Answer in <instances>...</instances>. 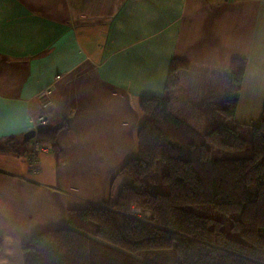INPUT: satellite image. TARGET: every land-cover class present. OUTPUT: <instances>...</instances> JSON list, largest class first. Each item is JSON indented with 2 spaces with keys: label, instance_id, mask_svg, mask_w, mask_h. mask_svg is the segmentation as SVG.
<instances>
[{
  "label": "crops",
  "instance_id": "crops-1",
  "mask_svg": "<svg viewBox=\"0 0 264 264\" xmlns=\"http://www.w3.org/2000/svg\"><path fill=\"white\" fill-rule=\"evenodd\" d=\"M173 60L188 64L187 84L167 91ZM232 60L246 62L233 120H260L264 0H0V144L32 130L47 87L49 128L61 127L35 174L30 141L25 154L0 152V264H24L22 246L66 227L69 211L116 201L139 97H169L174 113L197 118L191 100L234 96Z\"/></svg>",
  "mask_w": 264,
  "mask_h": 264
},
{
  "label": "trees",
  "instance_id": "trees-1",
  "mask_svg": "<svg viewBox=\"0 0 264 264\" xmlns=\"http://www.w3.org/2000/svg\"><path fill=\"white\" fill-rule=\"evenodd\" d=\"M245 67L231 61L233 97L202 103L206 131L174 113L169 97H139L136 154L115 173L128 178L116 201L69 211L66 227L22 246L24 264H147L137 258L169 250L176 264H264V106L257 125L233 120ZM188 70L173 60L166 90L186 87ZM60 129L37 138L54 151ZM0 145L27 152L22 139ZM132 207L149 217H130Z\"/></svg>",
  "mask_w": 264,
  "mask_h": 264
},
{
  "label": "built area",
  "instance_id": "built-area-1",
  "mask_svg": "<svg viewBox=\"0 0 264 264\" xmlns=\"http://www.w3.org/2000/svg\"><path fill=\"white\" fill-rule=\"evenodd\" d=\"M36 99L40 104L43 113L38 115L36 118L30 117L32 130L35 136L30 140V146L28 150V163L31 174L37 173L39 169V157L42 154L52 153L53 149L42 144L38 138V132L47 129L52 121V114L49 112V108L52 106L51 90L49 87L42 89L37 95ZM130 217L138 219L140 221L145 220L149 217V213L142 212L139 208L132 207L129 213Z\"/></svg>",
  "mask_w": 264,
  "mask_h": 264
},
{
  "label": "rangeland",
  "instance_id": "rangeland-1",
  "mask_svg": "<svg viewBox=\"0 0 264 264\" xmlns=\"http://www.w3.org/2000/svg\"><path fill=\"white\" fill-rule=\"evenodd\" d=\"M181 101H185L184 97H180ZM186 102V101H185ZM187 103V102H186ZM186 105L185 111H188L189 113H192L191 111L195 112V115L198 116L197 118L194 116L189 117V121L187 120L188 124H190L192 127L199 131H206L207 126L205 124V119L202 115L198 114V110L196 109L199 105L195 100H191L190 106ZM236 122H245L247 124L245 125H257L259 122V119L251 120V121H243L240 119H236ZM229 123H231L229 121ZM240 124V123H238ZM206 127V128H205ZM136 258V257H134ZM145 261L147 264H176V256L174 254L173 250L169 251H157V252H145L144 255L141 256V258H137Z\"/></svg>",
  "mask_w": 264,
  "mask_h": 264
},
{
  "label": "water",
  "instance_id": "water-1",
  "mask_svg": "<svg viewBox=\"0 0 264 264\" xmlns=\"http://www.w3.org/2000/svg\"><path fill=\"white\" fill-rule=\"evenodd\" d=\"M35 136V133L33 130L28 131L27 133H25L22 137L24 142H28L30 141L33 137Z\"/></svg>",
  "mask_w": 264,
  "mask_h": 264
}]
</instances>
